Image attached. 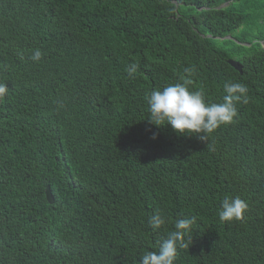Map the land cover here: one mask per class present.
<instances>
[{"label":"trees","instance_id":"trees-1","mask_svg":"<svg viewBox=\"0 0 264 264\" xmlns=\"http://www.w3.org/2000/svg\"><path fill=\"white\" fill-rule=\"evenodd\" d=\"M186 67L248 89L208 142L149 121ZM0 83V264H139L192 217L175 264H264V0H0Z\"/></svg>","mask_w":264,"mask_h":264},{"label":"clouds","instance_id":"clouds-1","mask_svg":"<svg viewBox=\"0 0 264 264\" xmlns=\"http://www.w3.org/2000/svg\"><path fill=\"white\" fill-rule=\"evenodd\" d=\"M41 52L36 50L31 59L39 61ZM138 70L135 63L126 67L129 78H134ZM185 83H177L153 90L146 98L149 106V121L157 126L170 125L179 135L197 136L201 141H207L209 136L222 125L231 124L237 117V103H247V87L242 83H226L225 95L220 103H207L203 91H190L186 86L194 75L195 69L186 67ZM8 92L7 86L0 83V101ZM155 139V135L153 136ZM248 208L247 203L239 196L225 197L221 202L219 219L224 222L240 220ZM196 222L191 219H179L175 222L174 230L169 232L160 244L158 252L148 251L140 258L139 264H175L178 249L189 247L184 239ZM153 229H159L166 223L165 217L159 212L149 218Z\"/></svg>","mask_w":264,"mask_h":264},{"label":"water","instance_id":"water-1","mask_svg":"<svg viewBox=\"0 0 264 264\" xmlns=\"http://www.w3.org/2000/svg\"><path fill=\"white\" fill-rule=\"evenodd\" d=\"M229 62L234 66L236 67L238 70H242V66L240 65V63L238 61H235V60H232L230 59ZM47 192H48V198L50 197V191L49 189H47Z\"/></svg>","mask_w":264,"mask_h":264}]
</instances>
